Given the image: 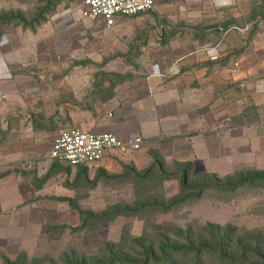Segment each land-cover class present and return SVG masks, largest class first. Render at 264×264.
I'll list each match as a JSON object with an SVG mask.
<instances>
[{
  "label": "crops",
  "instance_id": "1",
  "mask_svg": "<svg viewBox=\"0 0 264 264\" xmlns=\"http://www.w3.org/2000/svg\"><path fill=\"white\" fill-rule=\"evenodd\" d=\"M256 1L156 0L151 11L118 15L112 26L93 20L85 28L88 41L81 56L100 71H66L63 76L53 71L34 90V102L42 100L43 108L51 109L44 116L32 112L38 124L31 129L34 139L47 132V122L56 114L66 127L109 131L125 142L142 138L139 149L106 153L96 163L105 172H118L119 161L145 167L152 149L164 158H185V149L194 157L230 151L234 117H262L252 122L259 125L264 120V23L253 24L249 38L243 35L250 28V7L261 2ZM214 28L220 30L208 31ZM182 29L198 35L182 34ZM24 87L0 85V214L7 201L57 198L55 188L41 193L46 180L36 168L6 166L12 161L9 104L26 101ZM16 141L23 146V137ZM32 151L31 158L44 157L42 151Z\"/></svg>",
  "mask_w": 264,
  "mask_h": 264
},
{
  "label": "rangeland",
  "instance_id": "2",
  "mask_svg": "<svg viewBox=\"0 0 264 264\" xmlns=\"http://www.w3.org/2000/svg\"><path fill=\"white\" fill-rule=\"evenodd\" d=\"M81 3L82 0H59L53 12L40 14L44 0H0V15L4 12L20 13L27 23L35 27L32 31L22 24H14L16 20L0 25V85L9 82L10 85L26 86V101L20 104L14 100L9 104V152L12 161L6 166L26 167L28 170L36 168L39 176L46 180L41 193L56 191L57 197L49 201H7L3 207L5 212L0 214V264L22 255L27 259L41 257V264H62L66 255L73 251L88 258L96 256L106 242H116L138 251L135 238L146 235V232L152 233L155 224L180 228L200 224L220 228L229 225L239 229L244 237L258 232L264 238V186L256 184H245L229 192L206 190L200 197L189 198L168 210L154 209L136 215L108 214L93 218V222L87 225L82 224L81 212L103 215L110 212L113 205L131 203L134 192L129 180L109 182L97 177L102 172L96 163L73 167L48 157L54 136L60 130L72 127L62 123L60 114L47 122V132L40 139L35 140L31 132L38 125L32 120V112H41L43 116L51 112V109L43 108L42 100L34 102L33 92L40 85H45L53 71L60 76L66 71L88 72L90 75L100 71L97 63L81 56L88 41L85 28L93 21L81 17ZM39 14L43 20L37 17ZM33 19L37 21L32 22ZM246 20L250 28L243 35L249 38L253 24L259 20L264 23V0L250 7ZM181 32L198 35L191 29H182ZM260 32L264 34V27ZM247 44L258 46L253 42ZM261 118L234 117L232 148L221 152L222 155L209 157L200 154L194 157L192 150L185 149V158L165 157L164 161L171 169L176 168L172 161L190 162L191 178L205 174L212 176L219 185L250 174L264 175V120L257 124ZM254 121L257 122L252 123ZM242 123L252 124L240 127ZM20 137H23V146L16 141ZM33 148L42 151L44 157L31 158L28 153L32 154ZM148 156L150 162L145 167L137 168L132 163L139 173L149 167L153 156L151 153ZM55 163L57 167H54ZM129 164L128 161H119L121 169L118 172L106 173L123 174L127 170L124 165ZM52 166L56 170L51 172ZM157 187V195L164 199L178 194L179 190L176 180L164 181Z\"/></svg>",
  "mask_w": 264,
  "mask_h": 264
},
{
  "label": "trees",
  "instance_id": "3",
  "mask_svg": "<svg viewBox=\"0 0 264 264\" xmlns=\"http://www.w3.org/2000/svg\"><path fill=\"white\" fill-rule=\"evenodd\" d=\"M44 1L45 4L40 14L53 12L59 3V0ZM40 14L37 17L41 18ZM14 20H16L14 24H22L31 28L32 31L35 30V27L27 23L20 13L4 12L0 15V25L9 24ZM35 21L37 19L32 20V22ZM149 153L153 156L152 161L149 167L141 173L130 163L124 165L127 170L123 174L109 175L101 171L102 173L97 175L109 182L129 180L134 192V200L129 204L113 205L110 207V212L103 215L81 212L82 224L87 225L93 222V218L98 219L108 214L136 215L154 209L168 210L189 198L200 197L206 190L229 192L245 184L264 186V175L257 173L238 177L235 181L222 182L225 187L214 181L212 176H205V174L191 178L192 165L190 162L184 164L172 161V165L176 168L171 169L168 168L164 157L157 150L152 149ZM54 165V167L58 166L56 163ZM54 167H50L49 171H55ZM170 180L178 182V194L164 199L157 195V186ZM95 181H91L94 182L92 184H95ZM211 226L200 224L180 228L170 225L162 227L155 224L152 226V233L147 234L146 232V235L135 238L138 251L116 242H106L98 255L88 258L73 251L66 255L62 264H264V238L258 232L245 234L244 237L240 235L242 232L236 227L228 225L220 228L212 224ZM130 252L135 254L131 255ZM41 261H43L41 257L27 259L22 255L13 261L6 259L4 264H41Z\"/></svg>",
  "mask_w": 264,
  "mask_h": 264
},
{
  "label": "built area",
  "instance_id": "4",
  "mask_svg": "<svg viewBox=\"0 0 264 264\" xmlns=\"http://www.w3.org/2000/svg\"><path fill=\"white\" fill-rule=\"evenodd\" d=\"M156 0H82L81 17L114 25L118 15L134 16L151 11ZM142 138L125 142L109 131L90 132L72 126L60 130L52 139L48 157L70 166L94 164L110 151L125 153L140 148Z\"/></svg>",
  "mask_w": 264,
  "mask_h": 264
},
{
  "label": "water",
  "instance_id": "5",
  "mask_svg": "<svg viewBox=\"0 0 264 264\" xmlns=\"http://www.w3.org/2000/svg\"><path fill=\"white\" fill-rule=\"evenodd\" d=\"M220 29H218V28H214V29H210V30H208L209 32H216V31H219Z\"/></svg>",
  "mask_w": 264,
  "mask_h": 264
}]
</instances>
